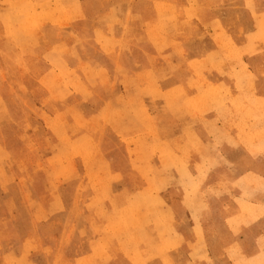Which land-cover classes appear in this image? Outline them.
I'll list each match as a JSON object with an SVG mask.
<instances>
[{
  "label": "crops",
  "instance_id": "obj_1",
  "mask_svg": "<svg viewBox=\"0 0 264 264\" xmlns=\"http://www.w3.org/2000/svg\"><path fill=\"white\" fill-rule=\"evenodd\" d=\"M73 7L76 8V14L72 9L67 15L70 19V28L86 19L91 25V30L87 34L89 33L91 37V43H95L97 42L95 30L98 28L106 32L112 26L111 36L117 43L116 48L114 47L113 52L108 54L98 43L96 48L89 45V42H81L82 35L77 30L71 33L67 42L64 37L58 38L49 51L65 48L66 44L70 49H75L78 54V44H75L81 42V47L87 48L88 51H85L87 54L99 53L104 57L117 59L115 68L100 67L93 70L94 73H100L101 80H104L105 84L99 87L105 88L106 93L113 92L112 96L98 103V99L97 101L94 98L83 100L82 97L72 94L70 101L72 98L77 103L80 100L86 101L85 105L89 112L74 116L69 121L76 124L79 120H85L91 128L102 123L105 133L100 146L96 145L93 148V154L96 158H100L105 181L102 186L111 193V202H117L118 211L125 206L122 205L120 196L123 187L129 188L127 193L131 195L132 200H137L145 191L144 188L150 187L152 207L156 204L157 208V204L162 202L163 210L171 220L174 232L162 239L160 229L157 230L151 226L150 235L147 236L148 242L150 241L148 245L129 243L126 237L119 240L108 231L111 223L122 219L117 215L112 221L108 219L96 228L90 227L89 224L80 228L72 227L69 231L68 247L70 248L67 251L63 249L66 253L64 252L61 258L58 257L59 254H55L54 263L41 246L43 256L40 255L42 260L38 261V264H209L206 249L211 252V256L217 258L221 257L225 250L236 247H239L246 255L247 264H264V78L250 66L252 57L243 58L249 67L245 72L241 92L233 76H230V80L224 78L223 81L222 75L212 72L211 80L217 86L225 84L231 91L232 100L219 112L198 116L195 119L191 118L189 110H186V103L197 96V93L191 92L187 86L190 71H194L189 66H182L185 63L189 64L190 61L197 65H205L210 54L218 56L219 48L212 35L225 33L226 40L229 37L238 49L245 47L246 43L241 45L243 42L239 43L236 37L228 33L224 29L226 24H223L220 17L208 18L205 6L196 8L176 6L180 17L172 21V14L166 12L163 27L160 24L161 19L157 14L156 6H136L133 10L136 18H133L132 23H126L127 6H99L100 8L96 11L91 9V6L83 4ZM194 11L198 14L197 19L191 20L190 13ZM187 13L189 16H186ZM257 16L263 17L264 20V10ZM255 25V16L251 15L245 19L241 31L250 30L254 33ZM190 30L193 36L207 37L213 42V47L204 50L201 56H191ZM176 64L180 66H175ZM236 64L239 67L240 62ZM84 65L89 64L85 62L73 68L79 69ZM51 70L43 73V77H40L37 82L46 92L47 97L52 95V92L42 81ZM167 72L177 74V81H173L172 78L163 81L161 75ZM180 74L182 75L178 81ZM203 74L207 75L206 72ZM85 79L88 80L87 76ZM129 79L135 82L138 80L140 87L154 92L159 91L161 97L156 98L155 95L150 94L152 98L145 102V99L137 96L138 99L133 98L134 102L131 104L123 98L127 93L125 84ZM99 83L97 82V85ZM113 85L117 87L114 88ZM92 87L89 84L87 90L89 88L92 90ZM254 91L255 94L252 93ZM181 92L186 95V98L174 97L175 93L181 94ZM27 98L23 100L28 108L33 109L34 112L36 110L37 114L43 112V108L47 105L46 100L39 103L29 96ZM53 104L54 121H61L60 117L56 116L61 103L55 100ZM130 105L141 108L140 114H127L128 111L133 110L127 109ZM95 107H97L96 111ZM142 107L146 112H142ZM99 108H101L100 112ZM110 112L113 116L107 120ZM27 117L24 120L27 123L39 121V116ZM255 118L263 123L256 129L252 125ZM11 122L14 121L11 120ZM207 124L216 127L213 136L209 134ZM93 132L84 136L93 139ZM137 132L142 135L151 134L139 154V157L146 156L147 163L145 161L137 164L133 156L136 155V150H130L125 143L127 138L134 137L138 134ZM70 138L78 139L73 133ZM182 164L188 166V171H194V176L197 178H199L198 169H203L204 166L210 169V179L202 182L192 197L190 189L195 182L183 181L185 174ZM143 167L153 172L149 182L137 178V171ZM0 185H2L1 180ZM132 188L136 189L132 190ZM160 188L162 189L159 191ZM58 196L61 199L63 194L58 195V192H55V197L58 198ZM37 197L40 203L49 199V197L41 198L40 195ZM99 197L101 193L95 196L94 202ZM19 200L20 198L14 195L6 196L3 200L5 206L2 207L0 204V217L7 209L13 210ZM111 202L106 200L105 205L111 208ZM46 208L49 209V206ZM106 212L109 215L114 213L112 209ZM149 218L153 220L159 218L157 209L150 211ZM194 218L199 225L204 245L195 233V227L198 225L194 222ZM14 233L24 234L16 227L0 226V236L14 235ZM49 233L55 236L63 235V232H57L56 228L44 229V235ZM131 234L136 236L138 233L133 230ZM146 234V232L142 233V235ZM84 235L86 237H83ZM10 244L12 243L0 242V251L10 249ZM28 245V242L23 243L21 250H9L4 257L7 258L8 252H20V255L23 250H26L25 248H28ZM58 246L59 244L55 245V252L62 251L61 246L60 250ZM35 247L39 250L37 244ZM260 250H262L261 253ZM164 252L168 255L166 263L160 259L164 256Z\"/></svg>",
  "mask_w": 264,
  "mask_h": 264
},
{
  "label": "rangeland",
  "instance_id": "obj_2",
  "mask_svg": "<svg viewBox=\"0 0 264 264\" xmlns=\"http://www.w3.org/2000/svg\"><path fill=\"white\" fill-rule=\"evenodd\" d=\"M80 4L91 6L90 8H93L94 11L100 8L99 6H127L126 23H132L133 18H136L133 13L136 6H156L162 27L166 21V12L172 14V21H176L180 17L176 6L195 8L205 6L208 18L220 17L223 24H226L224 29L236 37L239 43L243 42L241 45L246 43L245 47L238 49L229 37L226 40L227 37L222 31V35H212L219 48L218 56L210 54L205 65H197V63H191L192 61L182 65L189 66L194 71H190V79L187 82L191 92L197 93L195 98L186 103V110H189L191 118L196 119L198 116L219 112L226 108V103L232 100L231 91L225 84L217 86L211 80L212 72L222 75L223 81L224 78L230 80V76H233L239 84V92H241L245 72L249 67L243 58L252 57L250 66L264 78V20L263 17L257 16L264 10V0H0V180L2 181L0 204L4 207L3 200L9 195L20 198L13 210L7 209L6 212H3L0 217V226H4V228L16 227L24 233L23 235L14 233V235L0 236V242L12 243L7 251L21 250V244L27 242L29 244L28 248H25L26 250H23L20 255V252H8L9 254L5 258L4 255L7 251H0V264H38V261L42 260L40 255L43 254L41 246L54 263L56 259L53 257L59 254L58 257L61 258L65 252L63 249L69 250V231L72 227L80 228L89 224L90 227L96 228L108 219L112 221L117 215L122 219L111 223L108 226V231L119 240L126 237L129 243L148 245L150 241L148 242L147 236L150 235L151 226L157 230L160 229L162 239L167 234L174 232L171 220L163 210L162 202L157 204V208L156 204H153L152 207L150 187L144 188L145 191L137 200L131 199V195L127 193L128 187H123L120 196L121 203L125 206L121 211H118L117 202H111V193L102 186L104 175L100 158H96V155L93 154V148L96 145L100 146L105 133V129L101 126L102 123L91 128L85 120H79L76 124L69 121L74 116L89 112L85 105L86 101L80 100L77 103L74 98L70 101L72 94L82 97L83 100L98 99V101L96 100L98 103H102L104 99L112 96L113 92L106 93L105 88L99 87L101 84H105L104 80H101L100 73H94L93 70L100 67L115 68L117 59L107 58L99 53L96 55L92 52L87 54L85 52L87 48L81 47L82 41L89 42V45L96 48L99 44L110 54L114 47L116 48L117 43L111 36L112 26L106 32L97 28L94 32L97 40L95 43H91V37L88 35L89 33L87 34L91 30V25L86 19L70 28V19L67 15L72 9L76 14V8H72V6H80ZM197 15V12H191V20L197 19ZM251 15L255 16L254 33H251L250 30L242 32L245 19ZM186 16H189V13ZM77 30L82 35L81 42L75 44H78V54L75 49H70L66 44L65 48L49 51L58 38L64 37L67 42L71 33H75ZM190 32L191 56H201L204 50L213 47V42L207 37H196L193 36L191 30ZM246 40L247 42H244ZM238 61L240 62L239 67L236 64ZM85 62L93 66L84 65L79 69L73 68V66ZM67 65L73 69L70 70ZM175 66H180V64ZM49 69L52 70L42 81L52 92V95L47 97L46 92L39 87L37 82ZM203 72H206L207 75L204 76ZM181 75L178 76V81H180ZM86 76L88 80L85 79ZM250 76L254 78L253 75L250 74ZM176 77L177 74L168 72L161 75L163 81L165 79L168 81L170 78L177 81ZM86 81L88 86L89 84L93 86L92 90L91 88L87 90ZM96 81L98 83L101 81V83L97 85ZM113 86L117 87V85ZM140 86L138 80L135 82L129 79L125 84L127 93L123 98L133 104V98L141 97L146 102L152 98L150 94L155 95L156 98L161 97L159 91L154 92ZM252 93L255 94V91ZM28 96L39 103L47 101L42 113L37 114L36 110L34 112L33 109L27 107L23 98ZM174 97L186 98V95L181 92V94L175 93ZM55 100L61 103L56 113L61 121H54L52 115V106ZM94 109L96 111L97 107ZM127 109H133L127 114L135 115L140 114L141 108L130 105ZM143 109L142 107V112H146ZM100 111L101 108H99ZM103 114H105L104 111ZM109 115L107 120L113 116L112 112ZM27 116H32V118L39 116L40 119L38 118V123H27L24 121L28 118ZM262 124L258 118H255L252 123L255 129ZM206 126H208L209 134L213 136L216 127L209 124ZM92 132L94 133L93 139L84 136ZM71 133L78 139L71 140ZM137 133L134 137L127 138L125 143L130 150H136V155L133 156H135L137 164L145 161L147 163L146 156L139 157V154L151 134ZM182 166L185 174L182 178L183 181L195 182L190 189L192 197L200 188L201 183L210 179V169L208 166L198 169L199 178H197L194 176V171H188L187 165L182 164ZM136 175L137 178L149 182L153 172L143 167L137 171ZM134 189L136 188H132V190ZM55 192H58V195L63 194L61 199L59 196L55 197ZM99 193H101V197L94 202L95 196ZM37 195H40L41 198L49 197L52 200L45 199L43 202L45 204H43L38 202ZM106 200L111 202V208L105 205ZM48 206L49 209L46 208ZM111 209L114 211L113 215L106 212ZM152 209H157L159 212L157 220L149 218ZM194 222L197 223L196 218H194ZM48 228L51 230L56 228L57 232H63V235L55 236L53 233L44 235V229ZM133 230L138 233L136 236L131 234ZM199 230L198 225L195 227V233L204 245ZM143 232L147 234L142 235ZM36 244L39 250L36 249ZM56 244H59V250L61 246L62 251H54ZM261 252L262 250H260ZM205 253L209 264H247V257L239 247L225 250L223 255L217 258L211 256V252H208L207 249ZM163 254V257L160 255L159 257L166 263L168 255L165 252Z\"/></svg>",
  "mask_w": 264,
  "mask_h": 264
}]
</instances>
